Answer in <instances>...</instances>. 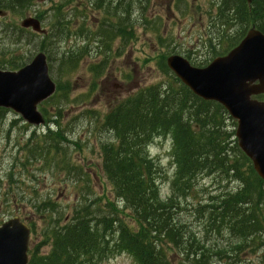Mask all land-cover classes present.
Segmentation results:
<instances>
[{"label": "rangeland", "instance_id": "rangeland-1", "mask_svg": "<svg viewBox=\"0 0 264 264\" xmlns=\"http://www.w3.org/2000/svg\"><path fill=\"white\" fill-rule=\"evenodd\" d=\"M109 1L117 0L102 3ZM216 3L219 0H134L130 3L134 4L133 10L138 9L132 17L134 38L116 39L109 66L98 77L89 68L100 64L103 55L96 54L93 39L75 35L84 27L97 31L101 17L96 9L98 0H40L24 14L8 11L0 15V61L17 58L28 64L40 51L42 43L50 41L47 49L52 65L50 76L63 88L55 98L39 106L41 114L44 109L46 122L41 126H29L12 110H7L0 119V226L19 216L31 228L30 249L33 251L44 241L43 234L51 216L43 218L42 213L37 214L34 205L39 201L56 205L57 213L53 217L61 226L70 222L76 208L85 204L89 205L97 224L112 216L109 203L118 200L102 169L101 145L113 140L114 136L103 128L104 118L119 101L139 89L169 81L158 67L164 56L166 61L170 55H181L193 65L207 67L223 49L229 50L226 37L237 35L241 27L233 26V16L228 19L229 12L221 11ZM60 4H63L61 12L66 14L64 21L70 33L58 41L52 36L56 24L53 9ZM86 4L92 6V10L84 11ZM38 12L45 13L41 22L47 31L46 37L35 36L32 29L21 27L25 19L37 17ZM18 28L25 31L19 33ZM16 34L21 35L19 41ZM123 44L125 47L121 48ZM81 48L88 54L73 71L64 73L65 68L61 69L60 65L69 53ZM49 120L59 121L68 141L59 145V151L69 157L68 164L79 170L76 173L87 174L85 181L77 182L72 169L73 176L62 164L35 150L37 143H43ZM228 124L229 130L236 132L237 126L233 127L232 121ZM52 130L57 131L53 123ZM34 134L36 138L32 139ZM173 134H158L149 152L161 169L160 196L162 200L175 198L176 215L183 225L186 240L193 241L196 250L210 254L211 264H264V244L260 249L255 250L251 245L232 253L240 239L224 226L221 232L209 228L211 207L217 205L222 196H228L229 191L238 189L236 181L224 174L217 176L206 172L187 194L177 192ZM47 143L42 144L43 147ZM120 216L132 224L130 218ZM117 238L113 231L108 234L109 255L99 264H136L129 253L114 250ZM163 245L171 263L179 264L187 244ZM50 251L51 245H46L41 254Z\"/></svg>", "mask_w": 264, "mask_h": 264}, {"label": "trees", "instance_id": "trees-1", "mask_svg": "<svg viewBox=\"0 0 264 264\" xmlns=\"http://www.w3.org/2000/svg\"><path fill=\"white\" fill-rule=\"evenodd\" d=\"M37 1L40 0H0V11L24 14ZM102 2L104 0H98L96 8L101 15L97 31L84 27V30L75 32L76 36L93 39L96 54L100 52L104 57L100 64L89 68L95 77L108 68L116 39L134 38L135 21L132 17L138 10H133L134 4L130 5L134 0L130 3L126 0ZM216 4L221 11L225 9L226 14L229 12L228 19L233 16V26L237 24L241 27L237 35L226 37L229 50L223 49L217 56L228 53L253 28L264 34V0H254L251 5L245 0H219ZM87 6H83L84 11L92 10V6ZM62 8L63 4H60L53 9L56 24L52 36L58 41L70 33ZM37 17L43 20L45 13L38 12ZM17 31L22 33L25 30L18 28ZM33 35L39 36L36 33ZM41 36L46 37V34ZM20 38L21 35H17V41ZM49 42H43L39 52L47 54ZM124 47L123 44L121 48ZM86 54L83 48L69 53L60 68H65L64 73H70ZM48 60L51 70L49 56ZM159 62V69L169 81L139 89L119 101L104 118L103 128L114 136L113 140L101 145L102 169L118 200L109 203L112 216L103 218L100 226V223H95L89 205L85 204L73 211L70 222L61 226L53 217L57 213L56 205L39 201L34 205L37 214L42 213L43 218L51 216L43 234L45 239L32 251L29 264H99L109 255L107 236L111 231L118 237L114 250L129 253L136 264H172L164 251V243L175 247L187 244L179 264H211L210 254L196 250L194 242L186 240L182 233L183 225L176 215L175 198L162 200L160 196L161 169L151 157L149 146L158 134L163 133H174L173 158L177 164L174 187L177 192L187 194L206 172L217 176L224 174L239 185L236 191H229L228 196H222L218 204L211 207L209 228L221 232L224 226L240 239L232 253L251 245L255 250L260 249L264 244V181L240 150L235 131L229 130V121L233 122V127L237 126L236 122L223 106L200 99L183 85L166 66L165 56ZM26 64L17 58H10L0 61V69L16 71ZM57 85L56 94L44 104L63 91L59 82ZM257 99L264 101V95ZM42 111L44 113V109ZM6 113V109L0 108V119ZM51 122L57 131L52 130ZM62 132L59 121L49 120L46 134L42 137L43 143H37L35 150L62 164L63 168L70 170L71 176L73 170L77 182H83L87 174L76 173L78 169L68 164L69 157L59 151V145L68 142ZM35 138L34 134L32 139ZM120 214L130 218L132 224ZM46 245H51V251L43 255L41 249Z\"/></svg>", "mask_w": 264, "mask_h": 264}, {"label": "water", "instance_id": "water-1", "mask_svg": "<svg viewBox=\"0 0 264 264\" xmlns=\"http://www.w3.org/2000/svg\"><path fill=\"white\" fill-rule=\"evenodd\" d=\"M22 27L43 32L36 18L25 19ZM167 66L197 97L219 103L237 120L239 148L264 180V102L253 99L264 94V34L250 30L228 55L206 68H195L179 55L170 56ZM55 90L44 53L17 72L0 69V108L15 111L30 124L44 123L37 107ZM29 238L30 229L18 217L5 222L0 227V264H28Z\"/></svg>", "mask_w": 264, "mask_h": 264}]
</instances>
